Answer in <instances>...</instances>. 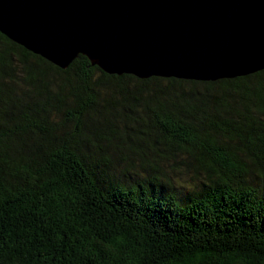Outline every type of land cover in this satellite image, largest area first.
Segmentation results:
<instances>
[{
  "label": "trees",
  "instance_id": "16d2710c",
  "mask_svg": "<svg viewBox=\"0 0 264 264\" xmlns=\"http://www.w3.org/2000/svg\"><path fill=\"white\" fill-rule=\"evenodd\" d=\"M186 171L189 181L181 176ZM264 261V70H62L0 33V264Z\"/></svg>",
  "mask_w": 264,
  "mask_h": 264
},
{
  "label": "water",
  "instance_id": "95a60500",
  "mask_svg": "<svg viewBox=\"0 0 264 264\" xmlns=\"http://www.w3.org/2000/svg\"><path fill=\"white\" fill-rule=\"evenodd\" d=\"M0 33L64 70L202 82L264 70V0H0Z\"/></svg>",
  "mask_w": 264,
  "mask_h": 264
},
{
  "label": "clouds",
  "instance_id": "9594fccd",
  "mask_svg": "<svg viewBox=\"0 0 264 264\" xmlns=\"http://www.w3.org/2000/svg\"><path fill=\"white\" fill-rule=\"evenodd\" d=\"M204 261L205 264H251L250 257L241 258L237 254L229 256L227 253L224 256L205 255ZM261 264H264V261H261Z\"/></svg>",
  "mask_w": 264,
  "mask_h": 264
},
{
  "label": "rangeland",
  "instance_id": "374dc122",
  "mask_svg": "<svg viewBox=\"0 0 264 264\" xmlns=\"http://www.w3.org/2000/svg\"><path fill=\"white\" fill-rule=\"evenodd\" d=\"M181 176H182L183 178H185L187 181H189L188 179H190V175L187 174L186 171L181 172Z\"/></svg>",
  "mask_w": 264,
  "mask_h": 264
}]
</instances>
